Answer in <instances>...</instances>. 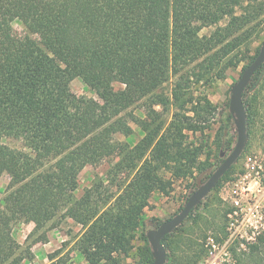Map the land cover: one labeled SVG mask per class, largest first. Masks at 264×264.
Returning a JSON list of instances; mask_svg holds the SVG:
<instances>
[{
	"label": "trees",
	"instance_id": "obj_1",
	"mask_svg": "<svg viewBox=\"0 0 264 264\" xmlns=\"http://www.w3.org/2000/svg\"><path fill=\"white\" fill-rule=\"evenodd\" d=\"M16 19L40 42L15 37ZM263 32L264 0H0V178L10 177L0 264L33 260V246L69 222L80 229L67 228L72 237L48 254L51 264H71L73 251L88 264H151L145 233L139 258L127 259L152 195H169L177 179H192V194L235 147L229 111L211 141L201 137L218 124V107L198 88L244 62ZM263 72L264 63L251 80ZM76 77L98 98L74 93ZM132 122L142 133L133 145L118 137L136 135ZM116 151L106 175L77 195L80 172ZM203 204L163 239L165 264H203L229 238L234 209L220 199L196 214ZM22 219L35 224L24 242L14 236ZM229 254L224 264H264V226Z\"/></svg>",
	"mask_w": 264,
	"mask_h": 264
},
{
	"label": "rangeland",
	"instance_id": "obj_2",
	"mask_svg": "<svg viewBox=\"0 0 264 264\" xmlns=\"http://www.w3.org/2000/svg\"><path fill=\"white\" fill-rule=\"evenodd\" d=\"M13 34L19 39L31 37L37 42H40V37L37 34L31 33L19 19H16L13 23ZM263 42L264 32L252 42L250 56L244 62L240 63L238 67L229 69L223 79L216 80L211 85H202L198 88L200 91H204L218 107V124H214V129L207 130L201 137H209L211 141L216 128H218L217 126L221 124L219 121L225 120L227 112H231L228 104L230 103L232 88L241 77L245 67L249 65L254 55L261 49ZM114 86L116 89L124 88V85L120 82H115ZM71 89L79 96L98 98L97 94L90 90L80 77H76L72 81ZM245 101L248 103L246 112L248 108L250 123L253 127L251 134H248L245 148L238 160L233 164V167L222 176L211 190V196L209 198L206 196L202 200L204 204L199 210L195 211L196 214L199 211H204L208 203H214V205H216L217 200L220 199L228 204L229 209H234L228 219V230L230 231L229 238L224 244L216 245L213 249L214 252L209 251L203 264H224L230 261V245L238 244L239 241H244V239L251 240L255 232L264 226V72L251 80V86L246 91L244 102ZM136 114L140 117H144L145 115L140 109L136 110ZM131 124L136 131V135L129 138L123 135H119L118 137L122 141H128L129 144L133 145L140 139L142 133L136 123L132 122ZM234 134L237 135V129L234 130ZM2 142L14 147H23V142L20 139L12 137H5L2 139ZM236 142L237 137L234 139L233 147L236 145ZM231 151L227 153L223 152V159H225ZM118 158V151H116L104 159L98 166L87 165L79 174L80 186L77 195L80 196L83 194L84 189L92 183L97 173L101 176H105L111 164L116 162ZM219 165L215 166L211 171L214 172ZM197 178H199V180L201 179L200 174L197 175ZM9 181L10 177L8 174H4L0 178V199L3 197ZM195 181L197 182L198 180L195 179ZM205 181L206 179L200 182L199 187ZM192 182V179H177L174 184V189L169 195H165L160 191H156L152 195L150 206L145 212L146 223L137 234L134 250L135 254L132 258L127 259V263H132L136 258H139L146 244L144 233L147 234L150 229L157 228L155 224L157 223L156 220H158V222H163L180 213L190 197L191 189L188 187V184ZM34 226L35 224L28 219H22L15 225L14 236L19 241L24 242L27 238H24V236L27 233L29 235ZM68 227L73 230L72 235L76 234L80 229L79 225H75L72 222L66 223L61 228L67 230ZM29 229H31L30 232ZM70 237L68 236L67 239ZM31 261H25L24 264ZM37 264H51V260L49 259L48 262L44 261L43 263ZM71 264L88 263L82 254L78 251H73L71 253Z\"/></svg>",
	"mask_w": 264,
	"mask_h": 264
},
{
	"label": "water",
	"instance_id": "obj_3",
	"mask_svg": "<svg viewBox=\"0 0 264 264\" xmlns=\"http://www.w3.org/2000/svg\"><path fill=\"white\" fill-rule=\"evenodd\" d=\"M264 63V42L256 58L245 68L239 80L232 88L230 110L234 116L237 127V142L230 154L223 160L211 176L188 198L183 209L174 217L163 221L157 228L147 232L148 240L152 246L154 260L151 264H165L168 251L163 239L181 225L190 215L191 211L211 192L222 176L232 167L240 157L248 139L247 112L244 103V91L252 77Z\"/></svg>",
	"mask_w": 264,
	"mask_h": 264
},
{
	"label": "crops",
	"instance_id": "obj_4",
	"mask_svg": "<svg viewBox=\"0 0 264 264\" xmlns=\"http://www.w3.org/2000/svg\"><path fill=\"white\" fill-rule=\"evenodd\" d=\"M31 229H29V232ZM28 233L24 236L26 238ZM49 241L45 243H37L33 246V252L35 253V259L31 262H26L25 264H37L48 262V254L53 252L62 246V243L68 238V234L64 228L52 229L48 232Z\"/></svg>",
	"mask_w": 264,
	"mask_h": 264
}]
</instances>
